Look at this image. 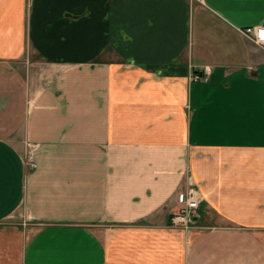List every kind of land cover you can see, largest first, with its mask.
I'll list each match as a JSON object with an SVG mask.
<instances>
[{"label": "crops", "instance_id": "obj_1", "mask_svg": "<svg viewBox=\"0 0 264 264\" xmlns=\"http://www.w3.org/2000/svg\"><path fill=\"white\" fill-rule=\"evenodd\" d=\"M262 24L264 0H0V264H264Z\"/></svg>", "mask_w": 264, "mask_h": 264}, {"label": "built area", "instance_id": "obj_2", "mask_svg": "<svg viewBox=\"0 0 264 264\" xmlns=\"http://www.w3.org/2000/svg\"><path fill=\"white\" fill-rule=\"evenodd\" d=\"M242 32L253 39V41L264 50V24L258 26L246 27ZM208 74V68L204 69L203 75ZM202 76L198 74L196 78ZM29 165L34 167L33 158L31 156ZM203 198L201 197L197 188L192 187L188 190L184 204L180 209L172 214L168 218L169 225L172 227H181L186 230L190 229L191 225L194 224L198 218L199 208L201 207Z\"/></svg>", "mask_w": 264, "mask_h": 264}, {"label": "rangeland", "instance_id": "obj_3", "mask_svg": "<svg viewBox=\"0 0 264 264\" xmlns=\"http://www.w3.org/2000/svg\"><path fill=\"white\" fill-rule=\"evenodd\" d=\"M192 2H193V4H195V5H197L198 3H199V0H191ZM205 68H207V67H205ZM204 68V69H205ZM203 72H204V70H203ZM203 72H201V73H198V72H195V73H193L192 74V79L194 80V81H197V80H207L208 78H209V73L206 75V76H204L203 75ZM198 74H200V75H202V76H199L198 78H196V76H198ZM30 161V160H29ZM28 227H30V225H28ZM3 254L1 253V251H0V259H3Z\"/></svg>", "mask_w": 264, "mask_h": 264}, {"label": "snow or ice", "instance_id": "obj_4", "mask_svg": "<svg viewBox=\"0 0 264 264\" xmlns=\"http://www.w3.org/2000/svg\"><path fill=\"white\" fill-rule=\"evenodd\" d=\"M261 35H262V38H264V33H262Z\"/></svg>", "mask_w": 264, "mask_h": 264}]
</instances>
